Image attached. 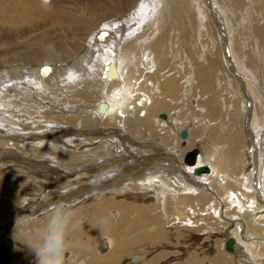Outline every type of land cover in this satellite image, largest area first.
Segmentation results:
<instances>
[{
	"label": "bare ground",
	"instance_id": "obj_1",
	"mask_svg": "<svg viewBox=\"0 0 264 264\" xmlns=\"http://www.w3.org/2000/svg\"><path fill=\"white\" fill-rule=\"evenodd\" d=\"M0 66V264H264V0H0Z\"/></svg>",
	"mask_w": 264,
	"mask_h": 264
},
{
	"label": "clouds",
	"instance_id": "obj_2",
	"mask_svg": "<svg viewBox=\"0 0 264 264\" xmlns=\"http://www.w3.org/2000/svg\"><path fill=\"white\" fill-rule=\"evenodd\" d=\"M68 224L69 221L67 217L58 218L54 222L53 229H55L58 238L63 235ZM62 251V245L59 243L55 249H52L48 246L46 238H42L40 243L34 248V255L37 258V264H59V258Z\"/></svg>",
	"mask_w": 264,
	"mask_h": 264
},
{
	"label": "rangeland",
	"instance_id": "obj_3",
	"mask_svg": "<svg viewBox=\"0 0 264 264\" xmlns=\"http://www.w3.org/2000/svg\"><path fill=\"white\" fill-rule=\"evenodd\" d=\"M99 46V45H98ZM85 51V50H84ZM38 66L37 65H33L32 66V69H36ZM11 67H8V69H10ZM5 68H4V66H0V72L2 71V70H4ZM188 157H186V159H187ZM30 190V189H29ZM31 190H32V188H31ZM51 191V190H50ZM67 191V189H64V190H61L60 192H58L59 194H64L65 192ZM27 192H24V194H26ZM58 194V195H59ZM66 194V193H65ZM93 197V196H92ZM77 198H75V197H73V198H70V201H71V204H75L74 202H75V200H76ZM60 204L62 203H64V201H60L59 202ZM58 203V204H59ZM58 204H53V205H51V206H49V207H46V209H45V211H46V213H50V212H54V211H58V212H60L61 211V207H60V205H58ZM60 208V209H59ZM37 210H38V208H36ZM29 210H31V211H35L34 210V207L32 208H30ZM48 210V211H47ZM51 210V211H50ZM53 210V211H52ZM44 211V212H45ZM35 216H36V214H34ZM59 215H60V213H59ZM41 216H43L42 214H40V215H37L36 216V219L37 218H42ZM70 237V236H69ZM70 240V239H69Z\"/></svg>",
	"mask_w": 264,
	"mask_h": 264
},
{
	"label": "water",
	"instance_id": "obj_4",
	"mask_svg": "<svg viewBox=\"0 0 264 264\" xmlns=\"http://www.w3.org/2000/svg\"><path fill=\"white\" fill-rule=\"evenodd\" d=\"M107 76H109V78H117V76H118V74H117V71H116V69H115V67H110L109 68V71H108V75ZM104 107V106H103ZM103 107H101V109L103 108ZM160 117L162 118V119H165L166 118V116L165 115H160ZM180 137L182 138V139H186L187 138V132L186 131H182L181 133H180ZM194 156H195V154H194ZM192 163L194 162V161H191ZM207 172L208 171V168L207 167H205V168H202L199 172ZM226 249H227V251H229V252H232L233 251V242L232 241H229V242H227V244H226Z\"/></svg>",
	"mask_w": 264,
	"mask_h": 264
},
{
	"label": "snow or ice",
	"instance_id": "obj_5",
	"mask_svg": "<svg viewBox=\"0 0 264 264\" xmlns=\"http://www.w3.org/2000/svg\"><path fill=\"white\" fill-rule=\"evenodd\" d=\"M105 37L102 35L101 37H100V39H104ZM43 71L45 72V73H47V72H49L50 71V69H48L47 67H45L44 69H43Z\"/></svg>",
	"mask_w": 264,
	"mask_h": 264
}]
</instances>
